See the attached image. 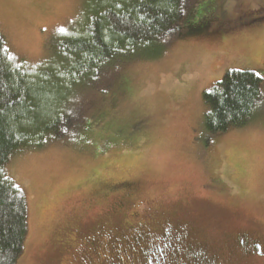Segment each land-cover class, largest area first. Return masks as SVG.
I'll use <instances>...</instances> for the list:
<instances>
[{
  "label": "rangeland",
  "instance_id": "rangeland-1",
  "mask_svg": "<svg viewBox=\"0 0 264 264\" xmlns=\"http://www.w3.org/2000/svg\"><path fill=\"white\" fill-rule=\"evenodd\" d=\"M86 2L0 0V35L16 61L40 65ZM260 12L264 0H185L160 57L106 71L73 94L66 136L11 157L27 204L16 264H147L164 227L214 264H264ZM230 70L261 79L259 108L244 127L208 134L202 95ZM241 238L258 246L241 253Z\"/></svg>",
  "mask_w": 264,
  "mask_h": 264
},
{
  "label": "trees",
  "instance_id": "trees-1",
  "mask_svg": "<svg viewBox=\"0 0 264 264\" xmlns=\"http://www.w3.org/2000/svg\"><path fill=\"white\" fill-rule=\"evenodd\" d=\"M185 0H87L78 26L58 37L37 66L16 61L0 35V264H16L27 235L24 192L7 175L13 155L38 150L67 135L77 119L73 94L108 70L157 59L182 19ZM262 99L261 79L227 71L202 95L208 134L244 127Z\"/></svg>",
  "mask_w": 264,
  "mask_h": 264
},
{
  "label": "flooded vegetation",
  "instance_id": "flooded-vegetation-1",
  "mask_svg": "<svg viewBox=\"0 0 264 264\" xmlns=\"http://www.w3.org/2000/svg\"><path fill=\"white\" fill-rule=\"evenodd\" d=\"M259 17H255L256 20L264 18V12L259 13ZM185 238V231H173L169 227L163 228L162 244H152L149 248L148 262L147 264H169L168 255L170 252H174L179 255L180 259L188 258V263L184 264H214L213 260L207 256L206 253L196 251L191 253L188 247H184L182 240ZM252 243H248V240L239 239V245L236 249H239L241 253H245L249 250ZM254 245V246H253ZM253 247H257L258 244H253ZM180 264H183L182 262ZM221 264V263H219Z\"/></svg>",
  "mask_w": 264,
  "mask_h": 264
}]
</instances>
